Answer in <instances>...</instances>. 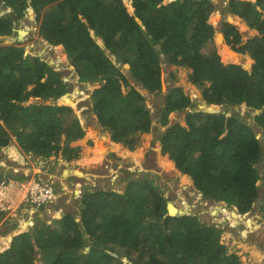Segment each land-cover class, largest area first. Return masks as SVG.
<instances>
[{"label":"trees","instance_id":"obj_1","mask_svg":"<svg viewBox=\"0 0 264 264\" xmlns=\"http://www.w3.org/2000/svg\"><path fill=\"white\" fill-rule=\"evenodd\" d=\"M2 2L10 11L0 13V37L16 35L20 20L33 8L38 36L64 47L80 81L101 84L92 94L93 111L112 132V140L131 150L137 133L153 129L149 108L142 104L144 91H163V65L188 67L191 83L202 87L210 109L189 113L186 126H169L160 137L162 152L185 174V183L193 179L204 198L224 201L240 214L253 209L262 194L259 181L264 177L256 167L263 158L262 144L238 113L222 107L247 105L261 111L254 121L264 132V0L228 3L230 12L257 32L246 43L235 25L223 22L230 46L253 59L248 68L238 64L242 55L226 46L217 44V52L215 28L208 22L216 10L213 0ZM20 29L22 38L28 29ZM107 51L123 61L130 74ZM132 80L135 86L124 93ZM69 89L61 73L40 56L28 54L23 42L1 41L0 146L14 137L30 157L80 159L83 150L75 142L84 137V128L73 107L48 103ZM32 99L37 100L24 103ZM191 104L184 90L174 87L166 96L165 113L169 117ZM101 150L81 164L94 161ZM7 178L21 175L0 173V184ZM262 201L264 208V196ZM169 208L172 214L178 211L172 202ZM79 210L80 220L76 211H65L35 231L46 264H242L221 242L222 229L198 215H170L160 186L146 176H129L120 193L100 187L84 191ZM4 214L0 212L2 218ZM31 239L29 231L15 235L11 247L0 250H6L0 264H36Z\"/></svg>","mask_w":264,"mask_h":264},{"label":"rangeland","instance_id":"obj_2","mask_svg":"<svg viewBox=\"0 0 264 264\" xmlns=\"http://www.w3.org/2000/svg\"><path fill=\"white\" fill-rule=\"evenodd\" d=\"M229 1L230 0H213L216 5V10L208 20L215 28L214 46L219 54L220 52L217 44H220L221 47L226 46L229 52L230 49L232 51L234 50L225 37L222 29L223 22H229L239 29L242 33L243 44L246 43L249 38L257 35V32L248 27L243 19L236 17L230 12L228 5ZM9 11L10 8L8 6H5L3 2L0 3V13ZM27 12L28 13L20 20L17 26V34L0 37V42L3 41V44H11L17 40L23 42L28 54L40 56L42 59L48 61L55 71L61 73L64 81L69 84L70 89L58 100L49 99L48 103L58 104L63 102L73 107L72 114L79 118L84 128V137L80 141L83 146L78 144L81 146L83 154L78 161L73 160L72 162L65 163L66 161L60 160V166L62 167L59 172L61 174L60 177H65L63 172L67 165L69 167V169H67L68 173L69 171L70 173L66 178L72 179L71 182H69L72 186L66 185L64 189H62V184L55 183L54 186L57 191L55 199L42 206L24 203L17 217L12 218L7 214H4L3 218L0 216V245L2 241V248L0 246V250L7 244L9 247L6 250H8L11 247L12 239L15 235L29 231L32 238L31 240L34 244V251L31 255L33 261L36 264H46L44 261V253L40 250L35 237V231L38 228H41L45 223L53 224V220L55 218H60L65 211H76L77 220H80L79 209L82 204L84 191L100 187L107 189L111 188L120 193L125 191L128 177L131 175L135 177L139 174L141 177L146 176L154 180L155 183L160 186L161 191L167 198L168 212L169 204L172 202V204L177 207V215H198L202 221L222 229L221 242L226 246L229 254L236 253L240 256L242 264H264V208L261 206L264 196V178L259 181L260 190L262 191L259 200L256 201L252 210L242 215L233 205L212 198H204L194 188L193 179L189 176L192 181L190 183H185L182 176L185 174L172 164L173 162L168 155L162 152L160 137L169 126L174 124L186 126V117L189 113L200 110L207 111L210 109L202 96V87L191 83V70L184 66L163 65V91L157 94L144 91L145 100L142 102L145 107L149 108L153 124L152 132L137 133L136 136L138 137L135 142V147L131 150L129 146L112 140V132L100 124L98 116L93 111L94 98L92 94L94 89L101 84L80 81L78 71L68 58L64 47L53 46L48 41L40 38L37 33L36 12L33 8H29ZM20 28L28 29L27 34L22 38L19 32L21 30ZM219 35H221V41L218 40ZM96 40L101 45H104L101 38L96 37ZM107 52L109 53V51ZM230 54H228L229 57H231ZM109 55L112 61L115 62L125 74H130L127 66L123 64V61L117 60V57L110 53ZM240 55L242 56L237 57L238 60H240L238 64L248 68L252 63V58L248 53H240ZM135 84L136 83L132 80L130 86L123 89L124 93H128ZM174 87L182 88L185 94L190 97L192 104L190 108L185 111H174L167 117L164 108L166 96ZM36 100L32 99L24 103H32ZM222 110H228L229 114L238 113L241 118L256 131L260 143L262 144L263 151V158L256 167L260 171L261 176L264 177V132L262 129H259L254 121L255 115L260 114L261 111L250 110L246 106L238 108L223 106ZM72 119L73 118L69 116V120ZM94 128L98 130L96 134H94ZM116 144H122L124 148L130 150L127 157L124 158V161H119V159L112 157L115 153H111L110 149H113ZM86 146H88V148L85 150ZM100 148L102 149V153L99 157L94 161L81 164V160L85 159L87 155H93V153L98 152ZM23 152V149L19 147L14 137L11 138L9 145L0 146V173L6 174L14 172L21 175V178L18 180L27 181V177L32 175L31 171L33 170V166L40 164L42 165L43 171L47 172L46 167L51 162H54L51 160L42 161L35 157L32 158ZM105 157L106 160L104 159ZM106 161L108 162L105 163ZM94 162H99L96 164L98 167H101L102 164L105 170L110 168L119 170H112L113 173L109 174L107 172L100 173V170L96 169L91 173L98 172L100 176L98 177L95 175L98 178L97 182L91 183L88 181V185H85L81 180H75L73 178L75 176L70 175L71 173L77 176L83 175L85 164ZM80 170L82 174L79 172ZM55 173L56 172L48 174V177L47 175H40L37 179L40 182H55L59 179ZM53 174L55 175L54 177L52 176ZM122 182H125V186L122 185ZM75 184H81L82 186L79 185V188H76ZM6 250L0 251V254ZM252 250H254V253ZM123 260L128 261L127 257H123Z\"/></svg>","mask_w":264,"mask_h":264},{"label":"built area","instance_id":"obj_3","mask_svg":"<svg viewBox=\"0 0 264 264\" xmlns=\"http://www.w3.org/2000/svg\"><path fill=\"white\" fill-rule=\"evenodd\" d=\"M54 181L40 182L32 178L27 181H9L0 185V212L17 217L24 203L42 206L55 199Z\"/></svg>","mask_w":264,"mask_h":264},{"label":"crops","instance_id":"obj_4","mask_svg":"<svg viewBox=\"0 0 264 264\" xmlns=\"http://www.w3.org/2000/svg\"><path fill=\"white\" fill-rule=\"evenodd\" d=\"M81 140H78V141H76L75 142V144L76 145H78V144H80V145H82L81 144V142H80ZM83 146V145H82ZM115 147V148H114ZM113 147V149L111 148L110 149V152L111 153H115V154H113L112 155V157L113 158H117V159H119V161H124V158L125 157H127V154H128V152H130V150L128 149V148H124L123 146H122V144H116L115 146ZM88 148V146H86L85 147V150ZM83 149H84V147H83ZM117 155V156H116ZM107 157V156H106ZM106 157L104 158L105 160H106ZM88 158V157H87ZM55 159V160H54ZM50 160L51 161H54V162H51L46 168H47V172H44L43 171V168H42V165H40V164H36L35 166H33V170L31 171V174H32V177L33 178H37V177H39L40 175H42V176H45V175H47V177H48V174H51V173H53V172H56L55 173V175L56 176H58L59 177V179L58 180H56L55 181V183L56 184H62V189H64V186H66V185H68V186H70L71 185V183H69V182H71V178H69V179H67L66 178V176L64 177V178H62V177H60L61 176V174L59 173L60 172V170H61V166H60V160H64V161H66L65 163H69L67 160H65V159H62V158H58V159H56V158H50ZM79 160V159H78ZM78 160H76V161H78ZM102 161V160H101ZM100 161V162H101ZM72 162V161H71ZM108 161H106L105 163H107ZM99 162H94V163H90V164H85V166H84V169H85V171H84V173H83V175H81V176H77V175H74L73 173H71L70 175L71 176H75V177H73L75 180H81V181H83L84 183H85V185H88V181H90L91 183H94V182H97V180H98V178H97V176L99 177L100 176V173L102 172H107V173H109V174H111V173H113L112 172V170H114V171H118L119 169H113V168H110V169H108V170H105V168L104 167H102V164H101V167H98V165L96 166V164H98ZM115 166V165H114ZM119 167V166H118ZM100 170L99 172L100 173H98V172H96V173H91V172H93V171H95V170ZM44 170H45V168H44ZM87 171V172H86ZM69 173H70V171H69ZM68 173V174H69ZM77 173V172H76ZM54 174L52 175L53 177L55 176ZM95 175H97V176H95ZM70 180V181H69ZM191 181H192V179H191ZM79 185H81V184H75V186H76V188H79ZM122 185L123 186H125V182H122ZM72 186V185H71ZM82 186V185H81ZM126 187V186H125ZM82 189V188H81ZM68 190H69V188H68ZM64 191V190H63ZM65 192V191H64ZM177 213V212H176ZM1 248H2V246H1Z\"/></svg>","mask_w":264,"mask_h":264},{"label":"clouds","instance_id":"obj_5","mask_svg":"<svg viewBox=\"0 0 264 264\" xmlns=\"http://www.w3.org/2000/svg\"><path fill=\"white\" fill-rule=\"evenodd\" d=\"M235 50V49H234ZM236 51V50H235ZM238 52V51H237ZM239 53H241V52H239ZM244 54V53H243ZM251 57V56H250ZM252 62H253V59H252ZM236 63V62H235ZM252 64V63H251ZM243 106H246L247 107V105H243ZM32 158H34V157H32ZM40 159V158H39ZM40 160H42V159H40ZM50 160V159H49ZM43 161V160H42ZM45 161H48V160H45ZM68 162H71V161H68ZM137 175H139V174H137ZM33 177H32V175L31 176H28V179H32ZM35 179H37V178H35ZM17 181L18 179H15V178H7V181H3V182H9V181ZM18 181H20V180H18ZM2 182V183H3ZM1 183V184H2ZM55 183V182H54ZM0 184V185H1ZM242 215H245V214H242Z\"/></svg>","mask_w":264,"mask_h":264},{"label":"bare ground","instance_id":"obj_6","mask_svg":"<svg viewBox=\"0 0 264 264\" xmlns=\"http://www.w3.org/2000/svg\"><path fill=\"white\" fill-rule=\"evenodd\" d=\"M220 36H221V35H220ZM230 50H231V49H230ZM231 51H232V50H231ZM232 52H233V51H232ZM233 54H234V55H239L238 53L235 54L234 52H233ZM234 58H235V57H234ZM93 130H94V132H96V129H95V128H94ZM67 169H69V167L66 165V168L64 169V172H63V175H64V176L68 175V170H67ZM79 172L82 174V171H81V170H80ZM175 214H177V213H173V215H175Z\"/></svg>","mask_w":264,"mask_h":264},{"label":"water","instance_id":"obj_7","mask_svg":"<svg viewBox=\"0 0 264 264\" xmlns=\"http://www.w3.org/2000/svg\"><path fill=\"white\" fill-rule=\"evenodd\" d=\"M20 34H21V32H20ZM233 52H234L235 54L239 53V52L234 51V50H233ZM239 55H240V53H239ZM257 137H258V135H257ZM258 138H259V137H258ZM169 214H170V215H173L172 212H171V210H170V208H169ZM175 215H177V214H175Z\"/></svg>","mask_w":264,"mask_h":264}]
</instances>
